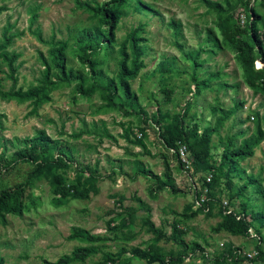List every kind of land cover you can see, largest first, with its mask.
<instances>
[{
  "label": "rangeland",
  "instance_id": "rangeland-1",
  "mask_svg": "<svg viewBox=\"0 0 264 264\" xmlns=\"http://www.w3.org/2000/svg\"><path fill=\"white\" fill-rule=\"evenodd\" d=\"M103 1L0 0V6H4L0 11V41L5 30L6 35L12 36L5 50L18 54L14 62L18 64L15 87L25 89L35 85L42 70L40 59L47 57L48 46L36 39L34 31L46 41L51 37L66 41L62 52L64 66L84 75L86 69L73 56L74 39L77 31L93 23L91 11ZM234 2L127 0L114 37L119 42L129 30L141 26L137 35L144 39L141 43L143 67L129 81L135 96L130 104H122L118 94L112 97V103L119 105V109L107 106L101 92L89 97L76 94L73 83H59L50 90L49 100L36 109L35 115L29 114L28 102L0 99V189L27 182L20 197V214L7 213L0 223L1 264L52 262L75 246L90 244L96 246V252L70 264H108L103 261L102 253L114 255L120 248L124 251L114 264H145L132 251L154 247L167 256L178 249L165 240L173 221L185 230L183 239L188 245L199 246L192 252L187 250L179 264H212L214 257L223 252L228 254L227 250L232 255H226L225 264H264V97L243 83L234 51L222 38L214 10L217 6L223 10L220 14L227 30L239 35L236 29L240 30L246 19L245 2L261 16L257 27L261 32L264 30V4L262 0ZM170 21L175 25V34ZM115 50L116 45L107 55L98 54L97 58L102 60L98 69L103 78L115 73ZM164 58L170 65L168 71L161 73L157 62ZM191 58L198 64L194 71ZM261 65L259 60H254V72ZM193 73L197 81L204 80L206 85L190 95L189 91L194 88L190 78ZM9 86L5 64L0 60V89L6 90ZM187 101L184 124L187 128L195 124L197 136L207 132V160L217 168V182L211 197L205 186L211 171L203 168L193 172L178 167L162 147L161 130L151 121L157 109L170 116L181 113ZM234 104V111L210 131L217 116L214 107L225 111ZM256 123L262 130V140L252 149L251 156L237 162L232 172L240 177H232L231 182L235 188L251 176L261 193L252 186L240 197L228 198L232 190L224 183L225 165L219 158L222 143L231 138L232 145L236 146L252 134ZM37 130L44 131L54 141L52 156L61 149V155L68 160L65 168L54 172L61 175L65 185H72L76 190L85 188L84 197L67 196L57 201L45 178L51 171L47 153H38V161L43 165L38 176L28 177L33 165L16 159L14 152L22 147L24 138H30ZM103 130L112 138L103 136ZM135 139L143 142L146 151L133 143ZM137 162L157 175L167 163L173 189H163L152 197L149 194L152 181L134 173ZM86 179L92 183H85ZM138 200L149 207L148 218L155 228L162 230L161 238L155 239L141 226L145 212ZM205 201L206 207L202 209ZM239 201L246 205L248 235L233 236L221 228L216 230L220 221L219 204L238 212ZM191 211L196 212L194 216L180 215ZM73 227L106 239L96 243L68 239ZM258 250L263 253L261 256Z\"/></svg>",
  "mask_w": 264,
  "mask_h": 264
},
{
  "label": "trees",
  "instance_id": "trees-1",
  "mask_svg": "<svg viewBox=\"0 0 264 264\" xmlns=\"http://www.w3.org/2000/svg\"><path fill=\"white\" fill-rule=\"evenodd\" d=\"M127 0H104L94 6L91 11L90 18L93 20L91 25L77 31L74 39V52L73 56L77 62L82 66V69H86L84 75L81 72H76L69 67L64 66V60L62 52L66 47V41L53 40L49 38L47 41L43 40L39 33L34 31L32 34L37 40L47 44V57H41L42 70L39 77L36 79V84L29 86L25 89L21 87H15L17 78L16 70L18 64L14 63L18 54L12 51L5 50L6 46L10 43L12 36L5 34V30L2 33L0 41V60L5 64L6 77L10 81V86L6 90L0 89L1 100H14L18 103L28 102L31 104L29 114L35 115L36 109L44 102L49 100L48 92L54 89L59 83L70 84L73 83L74 91L76 94L89 97L94 92H101L102 98L105 104L109 107L119 109V105H114L111 101L112 97L116 94L121 98L122 104H130L135 99V96L130 90L129 81L133 80L139 70L143 67V61L141 55L144 53V46L141 44L144 39L138 36V32L141 28L140 25L129 30L124 37L116 42L115 29L120 18L121 10L126 5ZM244 2V0H235L237 2ZM252 1V0H251ZM262 4H264L262 2ZM144 8L143 4L139 5ZM4 9V6H0V11ZM246 19L243 22V27L237 30L239 35L233 34L227 30V25L224 24L220 12V8L217 6L214 8L216 12L217 26L222 34V38L227 43L228 47L234 51L235 61L238 63L243 83L249 87L253 92L259 93L264 97V30L261 32L258 30V22L261 16L256 11L244 3ZM228 16H230L228 14ZM173 33H176L175 25L172 21L169 22ZM177 26V24H176ZM241 35V36H240ZM116 45L114 64L116 67L115 73L111 77L103 78L98 65L102 63L101 59H98L99 52L107 55L108 51L113 49ZM196 55V54H195ZM259 60L262 65L257 72L253 70V61ZM191 67L194 71L198 64L191 58ZM169 61L167 58L160 59L157 62V69L159 72L164 73L169 70ZM256 73H259V77ZM193 85V91L198 92L200 86L206 85V81H197L194 73L190 76ZM189 102H185L181 113H175L170 116L162 114L157 109L151 116L153 124L159 127L161 130L160 142L162 147L170 153V158H174L177 166L184 169H192L193 172L198 170L211 171L208 181L205 186L207 187V195L211 197L213 195L212 188L217 182L216 169L213 168L207 160V132L202 131L199 136L196 135V125H191L190 128L184 124V115L187 113ZM236 104L232 108L222 110L215 106L214 111L217 112V116L214 118V123L210 131H214L216 127L229 116L235 109ZM238 132L237 134H240ZM102 135L107 138H112L110 134L103 130ZM262 130L258 123H256L254 131L247 138L241 139L236 146L231 143V138H227L222 143L220 152V161L225 165V173L223 175L225 186L232 190L228 194V198L240 197L242 192L248 187L254 186L257 193H261L256 180L247 176L239 186L233 188L231 179L234 176H238L233 173L236 169V164L239 160L252 155V149L262 140ZM127 138V135H123ZM141 149L145 150V146L140 139L133 141ZM183 146L186 152V163L181 161L178 157L177 149ZM54 147V141L42 130L35 131L34 135L30 138H24L22 140V147L14 152L16 159L20 161H28L33 165V168L29 171L28 177H36L40 173V169L43 167L42 163L38 161V153H47L51 163V171L45 174V178L50 185L52 194L58 197L57 201H61L67 196L72 197H84L87 190L82 188L76 190L72 185H65L61 175L55 173L57 169H63L67 166L68 160L64 158L59 149L58 152L52 156L50 154ZM146 151V150H145ZM148 153V152H146ZM167 162L168 160L165 159ZM135 174L150 179L152 181L149 186V194L153 197L156 192L163 189L172 190L173 181L170 175L167 163L164 164L162 172L157 175L146 171L140 167L139 163H136ZM78 181V180H77ZM89 181V182H88ZM26 181L16 184L11 189H0V223L4 221L5 214H20L21 202L20 197L26 186ZM85 183H92V181L86 179ZM213 201L218 200L212 198ZM122 200V198H120ZM207 201V200H206ZM206 201L201 204L202 209L206 207ZM240 207V211L231 212L223 205L219 204L220 221L216 225L215 229L221 228L230 235L247 236L249 229V222L246 220V205L244 202H237ZM139 207L144 210L145 216L141 218V226L154 236L155 239L161 238L162 230L155 228L152 222L148 218L149 207L138 200ZM132 210V208H128ZM195 211H191L189 214H180L184 218H188L195 215ZM112 229H115L112 228ZM185 230L180 228L179 225L173 221L170 222L169 234L165 237V240L171 241L178 249L176 251H170L167 256L159 252L157 248L148 247L141 251L134 250L132 254L136 255L140 259L145 260V264H152L154 262L158 264H179L182 262L183 256L186 251L192 252L194 249H199L196 243L188 245L183 235ZM68 239H78L83 242L96 243L106 239L104 236L92 235L80 228H71V233L67 236ZM95 245L88 246H75L68 254H62L54 261H42L41 264H70L72 262L83 261L88 255L96 252ZM124 251L120 248L114 255L109 253H102L103 261L108 264H114V261L118 259L119 255ZM228 256L232 255L231 253ZM260 256L263 254L260 250L257 252ZM226 255L220 253L214 257L212 264H225ZM235 262V260L233 261ZM2 259L0 258V264Z\"/></svg>",
  "mask_w": 264,
  "mask_h": 264
},
{
  "label": "built area",
  "instance_id": "built-area-1",
  "mask_svg": "<svg viewBox=\"0 0 264 264\" xmlns=\"http://www.w3.org/2000/svg\"><path fill=\"white\" fill-rule=\"evenodd\" d=\"M263 3H264V0H262ZM178 157L181 161L185 162L186 163V152H185V149L183 146H180L178 149ZM209 179V176L206 177V181H208ZM201 200V199H200ZM196 204H198V202H196Z\"/></svg>",
  "mask_w": 264,
  "mask_h": 264
}]
</instances>
